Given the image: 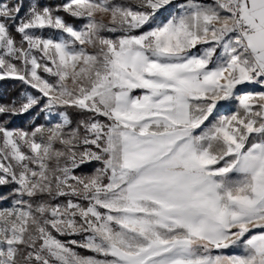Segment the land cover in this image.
Instances as JSON below:
<instances>
[{
	"label": "snow or ice",
	"instance_id": "obj_1",
	"mask_svg": "<svg viewBox=\"0 0 264 264\" xmlns=\"http://www.w3.org/2000/svg\"><path fill=\"white\" fill-rule=\"evenodd\" d=\"M3 81L0 264H264V0H0Z\"/></svg>",
	"mask_w": 264,
	"mask_h": 264
},
{
	"label": "trees",
	"instance_id": "obj_2",
	"mask_svg": "<svg viewBox=\"0 0 264 264\" xmlns=\"http://www.w3.org/2000/svg\"><path fill=\"white\" fill-rule=\"evenodd\" d=\"M18 91H19V86L14 85V83L12 81L0 82V93L3 94V97L5 99H7L11 96H14ZM40 122H43V120L41 119ZM26 123H28L27 120L17 121L18 125H22V124H26Z\"/></svg>",
	"mask_w": 264,
	"mask_h": 264
}]
</instances>
